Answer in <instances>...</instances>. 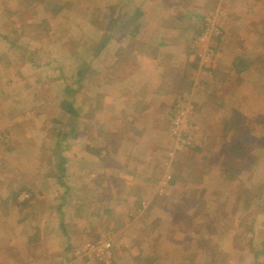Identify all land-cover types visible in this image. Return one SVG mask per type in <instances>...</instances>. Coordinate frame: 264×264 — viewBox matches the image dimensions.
I'll list each match as a JSON object with an SVG mask.
<instances>
[{"label":"rangeland","instance_id":"obj_1","mask_svg":"<svg viewBox=\"0 0 264 264\" xmlns=\"http://www.w3.org/2000/svg\"><path fill=\"white\" fill-rule=\"evenodd\" d=\"M0 264H264V0H0Z\"/></svg>","mask_w":264,"mask_h":264},{"label":"trees","instance_id":"obj_2","mask_svg":"<svg viewBox=\"0 0 264 264\" xmlns=\"http://www.w3.org/2000/svg\"><path fill=\"white\" fill-rule=\"evenodd\" d=\"M62 7H65V8L70 9V8H71V4L68 3V2H64V3L61 4V5L55 6V7H54L55 12L60 11ZM136 30H138V29L135 28V31H136ZM203 32H204V28H201V29H200V32H199V35H202ZM197 36H198V32H197ZM197 36H196V37H197ZM107 43H108L107 38H106V37H103V38L101 39V41H100L98 47H97V51H101L102 49H104V48L107 46ZM61 107H62L65 111H67L68 113H70V114H73V115L76 114V111L74 110L73 104H72L70 101H65V102L63 103V106H61ZM66 135H67V134L61 132L60 139L65 138ZM60 139H59V140H60ZM242 145H243V144H235L234 147L232 146L233 148H231L230 154H231L232 156H234V155H235V156H238V155H237V151H239V152L241 151V149H242ZM248 153H249V151H248V150H245V154H243V157L246 156V154H248ZM64 159H66V158L59 156V161H60V163H62V160H64ZM57 169H58V171L61 170V169H60V165L57 167ZM61 173H62V172H61ZM56 183H57V184H61L62 187L64 186L61 182H59V179L56 181ZM66 190H67V187H66ZM19 194H20V193H19ZM19 194H18V193H15V195H14V197H13V205H15V206H18V205H20V204H21V205H26V204H27V201H25V202H21V203L18 202V196H19ZM64 195H65V192H63V193L61 194V197H63ZM60 199H62V198H60ZM208 203H209V201L207 200V201L204 203V205H206V204H208ZM62 204H63V202L58 206V210H60ZM201 212H203V214H205L206 216L210 215V214H208V213L210 212V210L208 211V208H203V209L201 210Z\"/></svg>","mask_w":264,"mask_h":264}]
</instances>
